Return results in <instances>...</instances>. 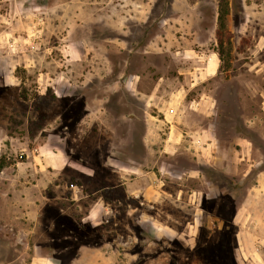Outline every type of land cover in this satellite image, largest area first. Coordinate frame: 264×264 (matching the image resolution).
<instances>
[{
  "label": "rangeland",
  "instance_id": "374dc122",
  "mask_svg": "<svg viewBox=\"0 0 264 264\" xmlns=\"http://www.w3.org/2000/svg\"><path fill=\"white\" fill-rule=\"evenodd\" d=\"M218 2L0 0V264H73L104 243L105 264H264V0H225L223 31ZM218 50L186 95L213 104L198 123L217 163L196 149L160 159L199 168L203 181L183 185L203 194L140 203L118 184L146 168L144 112L157 109L145 94L160 77L169 97ZM73 190L98 191L107 210L86 217Z\"/></svg>",
  "mask_w": 264,
  "mask_h": 264
},
{
  "label": "crops",
  "instance_id": "0c3cea01",
  "mask_svg": "<svg viewBox=\"0 0 264 264\" xmlns=\"http://www.w3.org/2000/svg\"><path fill=\"white\" fill-rule=\"evenodd\" d=\"M188 64L192 67L182 73L187 74L184 82L180 83L177 88L173 87L172 91H166L170 94L169 97L165 98L163 88L159 89L162 80L160 77L156 80L150 93L145 94V107L157 109V112H144L146 115L142 142L146 148V158L144 160L146 168L141 164L138 167H133L130 177L126 178L124 176V180L118 184V187L123 189V186L128 183L126 190L133 194L135 198H138L142 204L146 203L148 205L151 199L153 201L162 198L164 197L163 194L175 198L183 197V199L185 196H188L189 199H195L203 194L199 189L189 188L186 191L183 185L184 182L188 184V182L193 181L200 184L203 181L199 168L194 167L193 164H187L184 169L180 167L178 170H166L161 167L164 163L160 161L161 158L165 156L172 157L176 152L180 153L186 149H196L203 151L208 156L205 158L206 163H217V157H215L216 154L213 150L215 147L214 135L210 126L198 123V120H207L212 115L213 104L208 95L202 92L194 99H186V95L191 90L196 89L199 84L213 77L218 67L217 53L207 54V61L205 62L193 61ZM136 78V75H132L130 85L135 86ZM188 108L197 112H180L181 110L186 111L185 109ZM192 116L196 119H193ZM202 156L204 157V154ZM193 161L195 160H192V163ZM154 164L158 165L157 172L160 173L159 176L153 171ZM168 164L172 167L175 165L174 162ZM149 165L152 166L149 167ZM172 177H175V180ZM167 179H172V185L174 183L178 187H175L177 189L173 194L167 191L168 186L164 187V185L170 184ZM97 192H81L79 196L75 190L72 191V196L77 200L87 201L88 208L86 211L88 213L84 212L86 217L94 215L97 211L100 212L102 208L107 210L105 200ZM20 198H22L21 195ZM107 245V243H104L102 247H80L78 255L72 258L73 264H84L87 261H91L92 264H105L107 260L115 257L114 251L108 252V248H105ZM34 261L36 262L33 264H57L56 259L48 257L34 258Z\"/></svg>",
  "mask_w": 264,
  "mask_h": 264
},
{
  "label": "trees",
  "instance_id": "16d2710c",
  "mask_svg": "<svg viewBox=\"0 0 264 264\" xmlns=\"http://www.w3.org/2000/svg\"><path fill=\"white\" fill-rule=\"evenodd\" d=\"M227 2L225 0H219L218 2V16H217V21H218V30L223 31L225 28V17L228 14V9H227ZM218 36V42L220 43L221 46V40L219 41L220 34H217ZM218 58L219 60H222V52L221 50L217 51ZM3 166V164L0 165V168Z\"/></svg>",
  "mask_w": 264,
  "mask_h": 264
}]
</instances>
